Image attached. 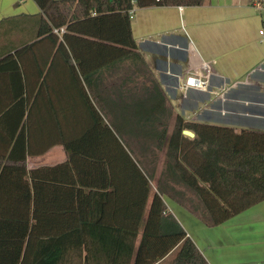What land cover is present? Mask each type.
Instances as JSON below:
<instances>
[{"label":"crops","instance_id":"crops-1","mask_svg":"<svg viewBox=\"0 0 264 264\" xmlns=\"http://www.w3.org/2000/svg\"><path fill=\"white\" fill-rule=\"evenodd\" d=\"M254 1L205 0L202 7H136L133 14L128 13L137 51L176 115L185 121L238 134L264 132V44L259 35L264 17ZM40 14L33 0H0V155L8 159L12 129L24 124L27 170H41L38 175L46 183L51 178V185L45 184L44 189L52 209L58 210L44 214L41 221L59 223L53 224L56 233L79 218L115 219L111 223L120 225L118 219L125 215L120 165L81 167L84 161L73 158L78 149L106 161L114 151L115 141L103 132L85 133L87 143L77 148L72 143L79 138L73 132L76 119L89 125L94 108L102 115L97 107V100L103 101L100 80L93 81L92 91L85 84L79 87L86 91L85 97L81 91H71L66 57L56 54L46 36L37 37ZM126 15H94L74 22L70 29L54 31L73 57L79 77L107 73L114 78L107 88L118 87L116 67L101 68L131 49ZM24 47L25 53L16 57V50ZM192 75L205 82L203 89L186 88V79ZM71 105L79 107L77 116ZM22 111L25 118L19 124ZM21 150L13 153V159L21 157ZM150 187L149 207L156 183ZM77 189L82 191L83 215L77 211ZM164 200L208 264L264 261V200L213 227L169 197ZM44 207L48 208L47 202ZM140 239L141 235L137 245ZM174 257L170 253L159 264H169Z\"/></svg>","mask_w":264,"mask_h":264},{"label":"trees","instance_id":"trees-1","mask_svg":"<svg viewBox=\"0 0 264 264\" xmlns=\"http://www.w3.org/2000/svg\"><path fill=\"white\" fill-rule=\"evenodd\" d=\"M33 1L41 10L37 37L46 36L53 41L56 54L66 57L71 91H81L85 97L86 91L79 87L85 84L92 91L93 81L97 77L100 80L103 101L97 100V107L102 115L94 108L89 125L76 119L73 132L79 138H73L72 143L77 148L87 143L85 133L103 132L115 141L114 151L107 154L106 161L78 149L73 151V158L84 161L81 167L120 165L125 215L118 219L120 225L111 223L115 219L79 218L57 233L53 224L59 223L41 221L44 214L58 212L47 201L48 191L44 189L45 184L51 185V178L46 183L39 176L41 170H27V128L19 125L12 129L9 140L12 156L7 159L0 155V264H159L170 253L175 257L169 264H208L169 213L164 196L186 207L209 227L226 223L260 204L264 200V132L243 130L238 134L227 128L187 122L176 115L137 51L128 15L136 7H202L205 0ZM121 12L127 14L130 23L131 49L101 68L116 67L118 87L113 90L107 88L113 75L79 77L73 57L54 31L70 29L74 22L94 15ZM25 50H16L15 56L20 57ZM7 58L13 55L7 54ZM125 84L132 86L124 88ZM72 105L77 116L79 107ZM24 118L22 111L19 124ZM184 130L192 131L194 137L184 136ZM20 148L21 157L13 159ZM162 153L164 162L158 172ZM152 182L156 183V194L149 207ZM76 192L77 211L83 215L82 191ZM100 229L102 233H93Z\"/></svg>","mask_w":264,"mask_h":264},{"label":"built area","instance_id":"built-area-1","mask_svg":"<svg viewBox=\"0 0 264 264\" xmlns=\"http://www.w3.org/2000/svg\"><path fill=\"white\" fill-rule=\"evenodd\" d=\"M255 7L259 11H264V0H255ZM131 14H133V10L130 11ZM61 31H64V29H61ZM259 35L261 36V41L264 44V25L263 27L259 30ZM208 66V63L205 62L203 63V67ZM205 82H203L199 77L197 76H189L186 79L185 86L186 88H196V89H203L204 88ZM245 264H264V261L262 263H245Z\"/></svg>","mask_w":264,"mask_h":264},{"label":"rangeland","instance_id":"rangeland-1","mask_svg":"<svg viewBox=\"0 0 264 264\" xmlns=\"http://www.w3.org/2000/svg\"><path fill=\"white\" fill-rule=\"evenodd\" d=\"M257 11H259V10L257 9ZM260 12L263 13V17H264V11H260ZM172 122H173V123H171L170 132L172 131V128H173V126H174V119L172 120ZM161 156H162V158H161L160 162H164V155H163V153L161 154ZM159 166H160V167L158 168V170H160V168H161V164H159Z\"/></svg>","mask_w":264,"mask_h":264},{"label":"water","instance_id":"water-1","mask_svg":"<svg viewBox=\"0 0 264 264\" xmlns=\"http://www.w3.org/2000/svg\"><path fill=\"white\" fill-rule=\"evenodd\" d=\"M183 135L186 136V137H189V138H193L194 137V133L191 131H188V130H184L183 131Z\"/></svg>","mask_w":264,"mask_h":264}]
</instances>
